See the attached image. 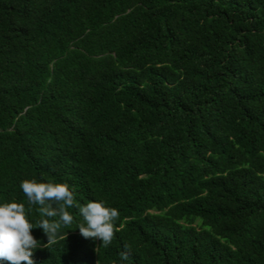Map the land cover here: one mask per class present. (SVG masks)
<instances>
[{
  "label": "trees",
  "instance_id": "16d2710c",
  "mask_svg": "<svg viewBox=\"0 0 264 264\" xmlns=\"http://www.w3.org/2000/svg\"><path fill=\"white\" fill-rule=\"evenodd\" d=\"M25 179L120 213L33 228L36 264H264V0H0V203L36 227Z\"/></svg>",
  "mask_w": 264,
  "mask_h": 264
},
{
  "label": "clouds",
  "instance_id": "9594fccd",
  "mask_svg": "<svg viewBox=\"0 0 264 264\" xmlns=\"http://www.w3.org/2000/svg\"><path fill=\"white\" fill-rule=\"evenodd\" d=\"M20 188L27 197L29 205H39L41 219L34 227L29 222L25 205L15 201L0 203V261L6 264H36L34 251L41 247L32 235L33 228H40L47 236L43 247L55 244L60 237L62 226L73 223L74 217L68 211L75 207L83 217L84 223L78 225L80 234L86 239H99L108 247L118 230L115 222L120 213L114 207H108L103 201L90 200L80 204L75 200L74 192L65 183L37 182L36 179H25ZM58 219H53L57 218ZM67 238V233L63 236ZM128 249V245L124 246ZM121 257L127 260L129 252H122Z\"/></svg>",
  "mask_w": 264,
  "mask_h": 264
}]
</instances>
